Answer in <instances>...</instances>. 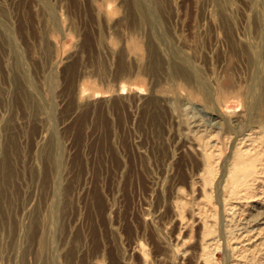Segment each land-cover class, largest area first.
Returning <instances> with one entry per match:
<instances>
[{
	"label": "rangeland",
	"instance_id": "374dc122",
	"mask_svg": "<svg viewBox=\"0 0 264 264\" xmlns=\"http://www.w3.org/2000/svg\"><path fill=\"white\" fill-rule=\"evenodd\" d=\"M0 264H264V0H0Z\"/></svg>",
	"mask_w": 264,
	"mask_h": 264
},
{
	"label": "bare ground",
	"instance_id": "6f19581e",
	"mask_svg": "<svg viewBox=\"0 0 264 264\" xmlns=\"http://www.w3.org/2000/svg\"><path fill=\"white\" fill-rule=\"evenodd\" d=\"M256 175L255 164L253 160L239 161L234 165L233 171L229 177L231 186L238 188L245 186Z\"/></svg>",
	"mask_w": 264,
	"mask_h": 264
}]
</instances>
